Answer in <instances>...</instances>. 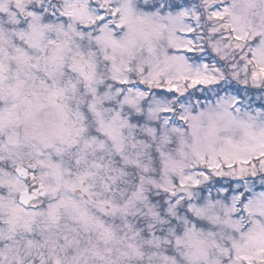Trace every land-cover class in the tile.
Returning <instances> with one entry per match:
<instances>
[{
  "label": "snow or ice",
  "instance_id": "obj_1",
  "mask_svg": "<svg viewBox=\"0 0 264 264\" xmlns=\"http://www.w3.org/2000/svg\"><path fill=\"white\" fill-rule=\"evenodd\" d=\"M0 264H264V0H0Z\"/></svg>",
  "mask_w": 264,
  "mask_h": 264
}]
</instances>
